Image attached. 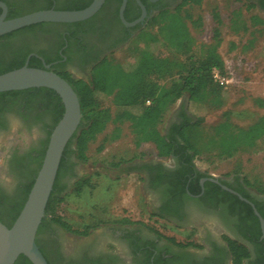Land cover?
<instances>
[{"label": "flooded vegetation", "instance_id": "1", "mask_svg": "<svg viewBox=\"0 0 264 264\" xmlns=\"http://www.w3.org/2000/svg\"><path fill=\"white\" fill-rule=\"evenodd\" d=\"M92 1L0 0L7 6V19H13L9 18L10 15L17 18L45 10H82ZM192 1L139 0V3L137 0H126L123 18L126 23L134 24L128 26L120 17L123 0H105L101 9L88 20L40 23L26 27L20 33L1 36L5 39L0 44V65L10 67L18 61L21 68L27 66L47 70L61 78L70 74L73 79L89 83L97 63L123 48L160 14L194 6ZM243 1L264 12V0ZM0 94H4L0 95V129L4 128L6 118L12 114L22 118L29 126H38L43 133L39 143L29 150L13 148L5 165L0 166V196L7 201H15L24 183L17 163L28 154L30 158L38 155L54 127L55 115L61 113L64 106L59 95L48 88ZM185 119L194 120L186 106L181 104L167 133ZM164 159L141 160L133 170L143 178V189L150 198L154 217L163 222V226L187 230L189 234L184 236V242L162 237L142 222L131 220V223L120 221L101 225L86 237L71 235L61 226L48 222L37 235L38 246L47 262L233 264L230 243L235 242L248 250L249 257L243 264H264V239L260 220L254 212L255 208L261 217L264 215V194L245 186L244 180L238 176L206 175L197 169L194 162L192 167L180 155L168 157V162ZM77 163L71 159L70 168L59 179L60 187L65 189L63 193L72 190L80 179ZM28 167L34 169L36 165L28 163ZM175 185L179 187L178 192L174 189ZM254 218L258 220L261 232L257 239L254 237ZM192 231L197 234H191ZM65 234L74 238L71 244L65 239Z\"/></svg>", "mask_w": 264, "mask_h": 264}, {"label": "trees", "instance_id": "2", "mask_svg": "<svg viewBox=\"0 0 264 264\" xmlns=\"http://www.w3.org/2000/svg\"><path fill=\"white\" fill-rule=\"evenodd\" d=\"M201 3L202 0L192 1L194 6ZM247 7L255 6L249 4ZM9 18L14 17L10 15ZM187 19L188 16L183 14L182 9L160 14L139 34L138 37L143 40V45L136 55H130L125 62H119L113 57L100 61L93 67L89 83L73 79L70 74L62 75V78L71 85L79 98L82 122L79 131L70 140L63 153L38 234L48 222L57 224L71 235L79 237H86L92 230L103 225V222L96 219L93 222L74 225L57 214L58 207L65 200L63 197L65 189L60 187L59 179L70 168L71 159L78 162L87 161L86 152L89 145L104 134L109 126H112L113 129L108 135L107 141L118 140L123 127L126 126L132 134L136 148L150 144L155 147L159 158L180 155L189 165H193L194 157L199 151L197 140L201 118L195 122L185 119L181 124L174 125L166 135L162 134L159 126L167 113L185 95L189 98V110L193 107H204L205 110L220 109L225 105L227 95L224 90L225 85L214 75L217 72L219 76H225L224 62L217 51L218 43L200 45V54L194 57L191 52L195 42L190 33ZM252 21L256 24H263L262 20L255 16ZM153 28H158L157 33L150 31ZM26 29L23 28L12 34L20 33ZM3 39L0 38V44ZM158 49H164L168 55L160 56L157 54ZM19 68L21 67L18 61L11 64L10 67L0 65V75ZM164 80H168V82L163 83ZM109 99L112 107H104L103 102ZM254 102L264 106L260 100H254ZM62 109L61 113L55 115L54 127L62 118L64 108L62 107ZM183 116L185 117L184 114ZM52 131L48 133L42 150L36 157L30 158L28 154L27 158L23 157V160L17 163L20 178L24 182L19 198L15 201H7L6 198L0 196V222L9 228L26 202L42 165ZM262 138H264V118L243 128L234 125L231 122L230 113L226 112L206 145L215 146L220 156L229 158L241 150L253 148ZM103 148L104 146H101L100 150ZM28 163L35 164L36 167L29 168ZM118 166L119 164L114 165V167ZM244 185L264 194V186L260 184L244 180ZM92 187L90 179L82 177L73 185L71 193L81 196L86 189ZM174 189L178 192L179 187L175 185ZM189 192L193 193L190 189ZM120 221L131 223L128 219L116 222ZM253 221L256 223L254 237L257 239L261 232L258 220L254 218ZM151 230L165 237L155 229L151 228ZM230 248L233 264H243V261L249 257L248 250L240 244L231 242ZM15 264L32 263L26 257L20 256Z\"/></svg>", "mask_w": 264, "mask_h": 264}, {"label": "rangeland", "instance_id": "3", "mask_svg": "<svg viewBox=\"0 0 264 264\" xmlns=\"http://www.w3.org/2000/svg\"><path fill=\"white\" fill-rule=\"evenodd\" d=\"M188 16L187 24L195 46L191 52L199 56L202 44H217L218 54L224 62L225 76L219 77L225 85L226 102L220 109L205 110L204 107L188 109V96L185 95L167 113L159 126L166 135L176 110L184 104L187 112L194 118H201L198 128V153L194 164L198 170L215 177L231 175L264 186V138L250 149L241 150L226 158L219 155L215 146L207 144L217 125L226 112L231 122L239 127H248L260 118H264V12L256 7H247L243 0H204L200 5L182 9ZM263 24H256L253 17ZM158 28L150 29L157 33ZM136 35L128 44L111 57L125 62L130 55H136L142 48L143 40ZM160 56L168 55L164 49H158ZM168 82L164 80L163 83ZM104 107H112L111 100H105ZM113 127L109 126L104 134L91 143L87 149L86 162L77 163L80 178L88 177L93 186L81 196H75L68 190L64 193V202L58 207V215L71 224L77 225L97 220L104 224H113L117 220H142L149 228L156 229L161 235L184 242L187 230L174 228L163 222L153 223L150 198L143 189V178L133 170L141 160L159 159L153 145L144 144L136 148L128 127H123L120 138L107 141ZM101 146H104L100 150ZM2 155V153H0ZM164 159V158H162ZM168 162V159H164ZM119 164L118 167H114ZM149 215L151 220L148 221ZM160 225V226H159ZM191 234H197L191 232ZM68 243L74 238L64 235Z\"/></svg>", "mask_w": 264, "mask_h": 264}, {"label": "water", "instance_id": "4", "mask_svg": "<svg viewBox=\"0 0 264 264\" xmlns=\"http://www.w3.org/2000/svg\"><path fill=\"white\" fill-rule=\"evenodd\" d=\"M104 2L105 0H93L82 10H45L13 19L6 18L7 6L0 2V37L40 23H77L88 20L101 9ZM125 5L126 0H123L120 9L121 20L125 25H134L126 23L123 18ZM32 88H48L56 92L61 98L64 112L50 135L42 165L18 217L10 228L0 222V264H15L20 256L26 257L32 264H49L37 245V234L45 217L63 153L79 131L82 122L77 94L71 85L58 75L27 66L0 75V93ZM251 206L253 207L252 204ZM254 212L260 220L264 239V219L255 208Z\"/></svg>", "mask_w": 264, "mask_h": 264}, {"label": "clouds", "instance_id": "5", "mask_svg": "<svg viewBox=\"0 0 264 264\" xmlns=\"http://www.w3.org/2000/svg\"><path fill=\"white\" fill-rule=\"evenodd\" d=\"M42 136L38 126H29L19 116L9 114L4 128L0 129V166L5 165L13 148L27 151L38 144Z\"/></svg>", "mask_w": 264, "mask_h": 264}, {"label": "built area", "instance_id": "6", "mask_svg": "<svg viewBox=\"0 0 264 264\" xmlns=\"http://www.w3.org/2000/svg\"><path fill=\"white\" fill-rule=\"evenodd\" d=\"M214 75H215V78L219 80V77H218L219 75H218V73L215 72ZM219 81H220V80H219ZM221 83H223V82H221ZM151 217H152V216L149 215V219H148L147 222H149V220H151ZM153 219L155 220V221H153V223H155V222L158 223V222H159V220H157L155 217H153ZM132 222H142L143 224H146V222H143L142 220H138V221H133V220H132ZM159 223H160V222H159ZM146 226H147V225H146ZM159 226H160V225H159ZM161 226H162V224H161ZM162 227H164V226H162ZM153 229H154V228H153ZM155 230H156V229H155ZM156 231H157V230H156Z\"/></svg>", "mask_w": 264, "mask_h": 264}]
</instances>
